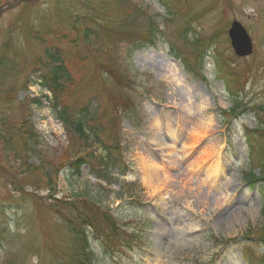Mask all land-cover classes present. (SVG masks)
I'll return each mask as SVG.
<instances>
[{
	"label": "rangeland",
	"instance_id": "374dc122",
	"mask_svg": "<svg viewBox=\"0 0 264 264\" xmlns=\"http://www.w3.org/2000/svg\"><path fill=\"white\" fill-rule=\"evenodd\" d=\"M233 20L251 37L247 57L230 47ZM152 28L155 46L143 44L130 58L131 44ZM44 41L68 55L70 108L94 105L89 127H98V136L78 138L57 122L48 99L36 100L39 87L31 82ZM200 65L202 80L195 78ZM238 87L231 111L228 89ZM173 111L192 120L171 164L164 154H175V146L150 131L170 125ZM131 113L138 127L127 120ZM257 122L252 142L247 129ZM262 129L264 0H0V264H74L79 215L112 211L115 234H106L108 226L102 238L90 234L89 264H264V245L252 240L264 239V190L247 182L249 170L261 175L263 159L254 151ZM203 139L210 149L192 151ZM163 144L152 156L161 190H151L138 157ZM102 149L118 173L126 171L118 177L122 189L91 174L100 171ZM260 152L264 158V140ZM198 153L201 169L188 174ZM76 156L89 159L78 173L70 164ZM133 197L146 211L138 212ZM211 237L240 244L216 246Z\"/></svg>",
	"mask_w": 264,
	"mask_h": 264
},
{
	"label": "trees",
	"instance_id": "16d2710c",
	"mask_svg": "<svg viewBox=\"0 0 264 264\" xmlns=\"http://www.w3.org/2000/svg\"><path fill=\"white\" fill-rule=\"evenodd\" d=\"M141 46L142 45L131 46L129 48V53L131 54L133 50ZM43 55L44 57L38 60L40 63V72L36 74L38 83L42 88L51 91L52 98L50 105L53 107L56 117L62 122L63 126L81 137L85 133V123L88 121V118L92 117V113L90 112V105L88 103L80 105L76 113L71 111L67 96L69 89L65 90L66 86L72 83L69 74V72H71L69 68L70 65L65 60H68V55L64 51L56 47L52 48V46L47 44H44ZM113 74L111 73V75ZM121 96L125 95L121 93ZM102 162V168L104 169L103 174L107 175V177L112 176L113 169L116 166L115 160L106 152V154L103 155ZM84 163V157H75L74 160L70 162L75 172H79ZM83 260L88 259L82 256L77 257V262L79 264H81Z\"/></svg>",
	"mask_w": 264,
	"mask_h": 264
},
{
	"label": "bare ground",
	"instance_id": "6f19581e",
	"mask_svg": "<svg viewBox=\"0 0 264 264\" xmlns=\"http://www.w3.org/2000/svg\"><path fill=\"white\" fill-rule=\"evenodd\" d=\"M168 70H169V68H167V65L165 64L163 73H166ZM200 128H202V127L200 126ZM164 147H165L164 144L161 145L160 150H164ZM209 149H210V143H207L206 145H204L202 147V149H201L202 151H200V153L203 154L206 150H209ZM200 153H198V155L195 156V158L193 160H191L187 164L186 167H187L188 174L196 175L197 172L201 169V165H198L200 163L199 161H201V160H197V157L198 158L201 157ZM138 159H139V161H141V162H143L145 164V168L143 169V171H144L143 174H144V177L151 184L149 186V188L151 190L156 189V186L158 185L157 181L159 180V178H158V176H159V171H158L159 166L157 165L156 160L153 159L151 156L145 154V153H141L139 155ZM211 174L212 173L209 174L207 172V177L206 178H208L209 181H211V177H212ZM196 189H198L199 190L198 192H200V190H201L200 185L198 187H196ZM159 190H161V189H158V190L156 189V191H159Z\"/></svg>",
	"mask_w": 264,
	"mask_h": 264
},
{
	"label": "water",
	"instance_id": "95a60500",
	"mask_svg": "<svg viewBox=\"0 0 264 264\" xmlns=\"http://www.w3.org/2000/svg\"><path fill=\"white\" fill-rule=\"evenodd\" d=\"M231 44L238 55H246L251 51V42L244 29L234 22L229 30Z\"/></svg>",
	"mask_w": 264,
	"mask_h": 264
}]
</instances>
